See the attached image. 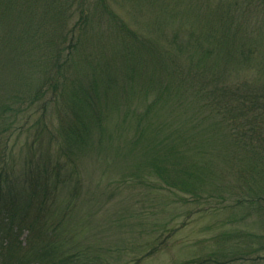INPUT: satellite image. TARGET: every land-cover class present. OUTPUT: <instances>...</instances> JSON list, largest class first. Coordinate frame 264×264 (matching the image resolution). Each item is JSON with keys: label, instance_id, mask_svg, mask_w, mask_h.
Listing matches in <instances>:
<instances>
[{"label": "rangeland", "instance_id": "1", "mask_svg": "<svg viewBox=\"0 0 264 264\" xmlns=\"http://www.w3.org/2000/svg\"><path fill=\"white\" fill-rule=\"evenodd\" d=\"M71 1L53 0L55 12L40 0H0L4 190L8 184L27 198L30 185L40 184L34 201L45 199L55 216L64 215L66 247L94 264H181L229 246L220 237L224 225L260 232L264 215L234 202L254 197L247 191L261 181L264 162L256 174L224 158L215 118L197 119L189 75L186 93L164 85L174 84L176 63L187 60L174 57L178 47L193 52L191 24L204 21L189 17L194 7L223 12L214 30L229 50L242 52L264 45V0H87L85 22ZM24 6L32 19L21 18ZM212 59L220 72L223 61ZM236 72L246 78L252 69ZM42 87L49 90L45 114L40 100L19 112ZM72 121L87 125L76 149L64 131ZM241 169L249 170L245 182ZM154 241L160 246L151 252Z\"/></svg>", "mask_w": 264, "mask_h": 264}, {"label": "trees", "instance_id": "2", "mask_svg": "<svg viewBox=\"0 0 264 264\" xmlns=\"http://www.w3.org/2000/svg\"><path fill=\"white\" fill-rule=\"evenodd\" d=\"M24 1L26 0H22ZM43 1L44 4L49 2L48 5L54 6L52 10L58 12L53 0ZM43 1L40 0V3L43 4ZM76 1L80 4V7L77 5L78 21L85 22L86 12L83 4L87 0ZM146 1L150 3L151 0ZM189 1L191 3L192 0ZM71 4L68 3L67 7ZM197 8L194 7L195 13L189 17L193 20L204 21L191 24L193 36L189 46L193 47V52L192 54L184 53V48L178 47V53L174 57L180 54L181 59L184 56L187 60H183L184 63H176L177 67L174 70L176 81L174 84L167 81L164 88H174L177 93L185 92L188 89L183 85V78L189 75L187 83L197 87L194 91L196 95L192 90L190 93L200 104L201 117L199 115L197 118L199 123L209 121L210 116L215 118L213 121L217 122L220 129L213 128L218 131L224 148H226L224 158L246 165L244 166L246 169L258 168L254 172L259 174L263 172L259 163L264 162V51L262 50L264 45L254 44L242 52L229 50L226 46L228 39L222 37L221 31L214 30L216 29L214 21L223 12L218 11V8L207 10L209 6H197ZM19 12H23L21 18L25 17L27 20L35 15L29 7L25 6ZM78 26L80 24L77 23L70 30L72 35ZM31 27L36 30L32 25ZM201 42L212 44L213 47L204 50ZM213 56L223 61V68L220 72L216 65L218 61L212 59ZM240 65L251 68V76L246 78L237 76L236 69ZM48 83L56 84L57 82L50 79ZM48 92L49 90L45 87L38 88L32 94V99L28 103L29 107L19 112L32 110L34 103L40 100L43 103L41 110L44 113L49 101ZM33 113H37L36 109ZM79 125L72 121L66 127L64 126L66 143L68 146L74 145L75 149L78 148L81 140L83 142L81 134L83 128L84 131L87 130V125L82 123ZM45 166L47 169L51 168L47 164ZM57 166L54 165L51 169H56ZM1 167L0 174L5 171V167ZM37 169L38 171L43 170L39 167ZM246 169H241L240 179L243 182L246 181V173L249 172ZM263 174L259 175L261 181L253 186L254 189L249 187L250 190L247 191L253 193L254 197H238L234 202L235 205L249 204L256 213L264 215ZM260 182L261 185H259ZM39 185H30V197L23 198L20 192L10 191L8 184V190L5 191L0 181V264H94L82 257L79 250H69L66 247L67 241L61 230L65 217L61 215V219V216L54 215V211L48 210L45 199L34 201L33 196L36 197L34 189ZM255 187L259 190L258 192ZM262 222L264 227V219ZM234 226L224 225L223 227L227 230L220 236L223 239L232 240L229 246L226 242H222V244H217L218 247L208 250L204 258L185 261L181 264H264V228L258 232ZM23 234L24 237H22ZM245 239L250 241L246 242ZM159 246L156 241L151 243V252L158 250Z\"/></svg>", "mask_w": 264, "mask_h": 264}]
</instances>
